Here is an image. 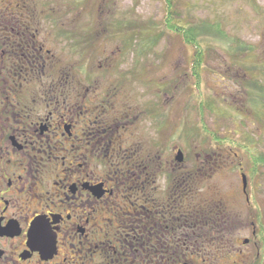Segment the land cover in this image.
Instances as JSON below:
<instances>
[{
	"label": "flooded vegetation",
	"instance_id": "obj_1",
	"mask_svg": "<svg viewBox=\"0 0 264 264\" xmlns=\"http://www.w3.org/2000/svg\"><path fill=\"white\" fill-rule=\"evenodd\" d=\"M58 27L43 0H0V264H221L218 224L213 243L188 242L187 171L173 188L170 157L135 140L144 112L117 106L121 75L108 89L113 69L63 63ZM263 226L241 264H264Z\"/></svg>",
	"mask_w": 264,
	"mask_h": 264
},
{
	"label": "rangeland",
	"instance_id": "obj_2",
	"mask_svg": "<svg viewBox=\"0 0 264 264\" xmlns=\"http://www.w3.org/2000/svg\"><path fill=\"white\" fill-rule=\"evenodd\" d=\"M163 2L43 0L45 20H57L59 32L68 36L58 35L66 37L58 40V57L63 63L71 59L72 66L113 69L98 78L108 89L121 75L124 92L117 106L144 112L137 116L135 140L146 147L153 143L158 154L170 157L163 166L168 173L183 166L201 182L197 205L209 202L219 217L225 215L216 241L229 252L224 250L228 256L221 264H241L234 252L244 249L247 239L256 242L253 223L264 225V165L250 181L246 154L264 155V0H174L178 18L198 25L204 45L200 90L191 76L193 49L164 32ZM70 38L83 43L72 54ZM179 150L182 165L175 161ZM259 239L264 242L260 233Z\"/></svg>",
	"mask_w": 264,
	"mask_h": 264
},
{
	"label": "trees",
	"instance_id": "obj_3",
	"mask_svg": "<svg viewBox=\"0 0 264 264\" xmlns=\"http://www.w3.org/2000/svg\"><path fill=\"white\" fill-rule=\"evenodd\" d=\"M174 0H165V19H164V32L165 33H171L174 34L180 38L183 39L185 42L184 44L190 46L193 49V62H192V70H191V76L195 80L196 89L200 90V83H201V72H202V63H204V45L202 40H200L199 35L196 33L198 32V25H195L194 23L190 22V24H183L182 20L178 18V13L175 12V4H173ZM179 19V20H178ZM210 25V24H209ZM213 27V25H210ZM202 115V114H201ZM201 126H204L203 129H205V125H203V117H201ZM218 138H214L213 140L217 141ZM220 143H224L221 140ZM231 140H229V144H231ZM233 144V143H232ZM231 144V145H232ZM248 157L251 159L252 165L250 172V181H253L255 178V175L258 173V168L260 165H264V155H256L253 156L250 154V152L246 153ZM211 157H207L209 160ZM208 162V161H207ZM175 171V170H174ZM172 172L171 173V181L178 182V185H181V181L184 179V177H179L178 179L176 177L177 174L180 173L181 170L178 172ZM194 175L192 172L187 173L186 179H187V194L179 193V196L182 200V196L184 197L182 201H184L187 205L186 207V214H187V220H188V230L187 237L188 242H198V243H210V239L212 234H214V231L216 229V224H218L221 220L219 215H217L213 209L210 208L209 202H202V204L197 205V201L199 199L200 194V184L201 182L199 180L194 179ZM252 183H250V186ZM249 186V187H250ZM181 201V202H182ZM251 202V200H250ZM182 205V203H181ZM218 211V210H217ZM175 213V212H174ZM179 220L181 219V214L177 212Z\"/></svg>",
	"mask_w": 264,
	"mask_h": 264
},
{
	"label": "water",
	"instance_id": "obj_4",
	"mask_svg": "<svg viewBox=\"0 0 264 264\" xmlns=\"http://www.w3.org/2000/svg\"><path fill=\"white\" fill-rule=\"evenodd\" d=\"M184 155H183V153L181 152V151H179V153H178V155H177V157H176V161L178 162V163H183L184 162ZM243 177V182H244V192H246V190H247V187L246 186H248V183H247V178H246V176H242Z\"/></svg>",
	"mask_w": 264,
	"mask_h": 264
}]
</instances>
